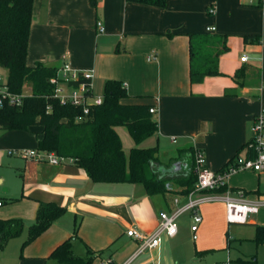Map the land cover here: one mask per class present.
<instances>
[{"label":"crops","instance_id":"0c3cea01","mask_svg":"<svg viewBox=\"0 0 264 264\" xmlns=\"http://www.w3.org/2000/svg\"><path fill=\"white\" fill-rule=\"evenodd\" d=\"M95 3L33 0L26 64L40 61L57 68L65 55L72 69L93 70V88L98 79H117L129 94L124 103L154 107L151 114L157 131L138 147H157V171L168 178V190L148 194L142 184L94 182L71 158L51 164L7 153L22 174L19 196L23 210L19 214L7 211L0 218H23V230L28 233L40 204L57 205L65 211L21 252L18 237L9 240L0 250V264H65L48 255L73 235L75 226L78 238L73 240V251L85 256L87 248L93 250L91 264L103 260H109L108 264H161L160 245L131 258L139 243L126 232L129 228L152 232L159 211H172L174 198L180 204L186 201L179 179L192 167L194 148L203 150L212 170H220L236 155H251L247 148L251 125L264 111V0H166L165 7L126 0ZM212 5L215 11L210 14L207 9ZM96 21L102 23V33L97 32ZM212 26L215 30L209 31ZM190 34L227 36L228 50L219 57V75L190 82ZM245 35L255 37L245 40ZM63 43L67 53L54 54L55 45ZM243 55L247 56L245 62L240 59ZM237 72L240 77L235 79ZM115 130L128 155L135 142L124 126ZM40 132L38 126L0 129V144L37 148ZM226 184L222 192L229 190L233 198L242 191L248 200L264 201V172L241 170L231 174ZM12 197L6 189L1 190L3 204ZM200 214L197 240L222 242L230 224L225 203H203ZM244 224H249L254 239L257 226H264V205ZM179 233L178 227L175 236L163 241L166 264H177L172 242ZM189 233L192 235L191 230ZM263 242L264 234L256 245Z\"/></svg>","mask_w":264,"mask_h":264},{"label":"trees","instance_id":"16d2710c","mask_svg":"<svg viewBox=\"0 0 264 264\" xmlns=\"http://www.w3.org/2000/svg\"><path fill=\"white\" fill-rule=\"evenodd\" d=\"M126 1L158 7L166 5V0ZM91 3L96 6L95 0ZM32 6L33 0H0V67L7 71L5 83L8 91L22 97L20 105L4 103L0 107V129L41 127L37 149L71 158L94 182L142 184L148 194L167 191L168 178L157 171V147H138L140 142L156 133L157 122L148 111L149 106L123 102L129 94L122 81L106 79L102 102L92 105L87 115L76 120L81 108L69 103L61 104L54 96V85L50 79L56 75L57 68L40 61L32 66L26 64ZM166 34L171 35L170 32ZM188 37L190 82H201L206 76L219 75L218 61L220 55L228 50L227 36L190 34ZM253 37L245 35L244 39ZM233 77L236 79L240 74L237 72ZM116 126H124L136 144L128 155L123 151ZM232 161L233 158L221 169ZM179 180L182 193L187 195L195 182L192 167ZM64 211V207L40 204L22 247L44 232ZM24 226L20 217L0 218V250L9 240L20 236ZM262 234L264 226H257L256 243ZM76 238L75 226L73 235L55 246L48 258L65 264H91L95 252L87 248V255H76L73 251Z\"/></svg>","mask_w":264,"mask_h":264},{"label":"built area","instance_id":"2783aa9c","mask_svg":"<svg viewBox=\"0 0 264 264\" xmlns=\"http://www.w3.org/2000/svg\"><path fill=\"white\" fill-rule=\"evenodd\" d=\"M212 14L215 7L212 5L207 9ZM98 33L103 32V25L96 21ZM209 31L215 30L212 26ZM62 65L56 69V75L50 79L54 85V96L59 99L61 104L69 103L81 108L82 112L76 116V120H81L83 116L89 113L90 107L102 102V96H95L93 93V70H74L66 61V56L62 55ZM241 61L245 62L247 56H241ZM77 82V84H70ZM64 84L68 92L62 86ZM22 97L8 91L5 80L0 75V107L4 103L9 105H20ZM150 113L155 112L154 107L148 109ZM251 139L247 144L250 156L236 155L233 161L221 170H212L208 167L204 152L200 148H194L192 170L195 175V182L192 189L186 195V201L179 203L178 198H174L175 208L172 211L161 210L158 213L159 222L152 232H143L136 228H129L127 236L138 241L139 245L131 258L142 253L147 249L157 248L161 243V235L173 237L177 234L178 225L176 219L183 213H190V230L192 239H196V231L202 220L200 206L206 202L223 201L226 207V217L228 223H246L248 217L256 213L264 201H253L245 198L244 193L239 191V196L233 198L229 196V190L222 192L226 188L227 178L241 170H253L264 172V111L257 114L251 125ZM8 154L19 155L25 159H34L37 161L58 164L62 157L54 152L41 150H8ZM3 201L0 199V206ZM108 264L109 260H103L101 264ZM228 264V263H227Z\"/></svg>","mask_w":264,"mask_h":264},{"label":"rangeland","instance_id":"374dc122","mask_svg":"<svg viewBox=\"0 0 264 264\" xmlns=\"http://www.w3.org/2000/svg\"><path fill=\"white\" fill-rule=\"evenodd\" d=\"M47 47H49V45H47ZM53 53H57L59 56L61 54H66L65 44H56ZM57 68H59V66ZM5 72L6 71L0 67V75L4 80L6 78ZM103 84L104 80L102 79L95 81L93 88L95 96H102ZM62 86L65 88V91L68 92L66 86L64 84H62ZM23 149L37 150L36 147H18L0 144V179L3 178V182H0V195L1 190L6 189L11 196H14L12 200L7 199L3 206L0 207V215H7V211H12L13 214H19L23 210V199L19 196L22 189V174L18 168L11 164V158L7 155L8 150L17 151ZM17 156L23 158L19 155ZM190 220V216L187 212L181 214L176 219V224L180 228V233L172 242V246L174 249V259L177 261V264H216L221 261L228 262L229 264H264V242L256 245L253 239L254 234H252V229H247L249 228V224L230 223L222 242H219L217 239L215 241L206 242V240L202 242L197 240V238L195 240L192 239V235L189 233ZM23 221L25 222L24 219ZM26 235V230H23L21 235L16 239V242H19V240L21 241L20 252L25 246L22 247V243L26 239ZM166 237L165 234L161 235V264H166L161 247ZM228 238L231 239L230 242H228ZM193 241H195L196 244H194ZM218 243H221V245L218 246ZM210 244L213 246H199ZM195 250L198 251V254H195ZM253 256H255V262L253 261ZM243 260H247V262H243Z\"/></svg>","mask_w":264,"mask_h":264}]
</instances>
